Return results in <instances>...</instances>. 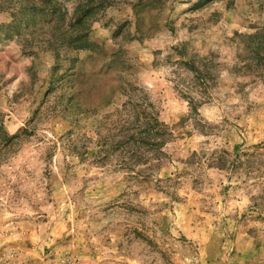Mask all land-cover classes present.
<instances>
[{"label": "rangeland", "instance_id": "374dc122", "mask_svg": "<svg viewBox=\"0 0 264 264\" xmlns=\"http://www.w3.org/2000/svg\"><path fill=\"white\" fill-rule=\"evenodd\" d=\"M0 264H264V0H0Z\"/></svg>", "mask_w": 264, "mask_h": 264}, {"label": "trees", "instance_id": "16d2710c", "mask_svg": "<svg viewBox=\"0 0 264 264\" xmlns=\"http://www.w3.org/2000/svg\"><path fill=\"white\" fill-rule=\"evenodd\" d=\"M156 127L160 128V124L154 123V129H155L154 135L163 136L164 132L161 130H157ZM148 136H150V129L146 126H143L142 127V133L140 134V136L138 138H135L133 135H130L127 138L126 143H130V142L136 143L137 147L144 148L145 151L156 150V146H158L159 144L154 143V142L151 143L150 141L146 140L148 138ZM123 144H125V142L122 141L119 145H117V148L114 150H117L120 146H123ZM126 151L128 153H131L133 150L128 149Z\"/></svg>", "mask_w": 264, "mask_h": 264}]
</instances>
